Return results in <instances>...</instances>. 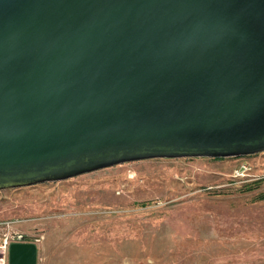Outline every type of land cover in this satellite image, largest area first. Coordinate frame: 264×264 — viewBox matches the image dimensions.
Masks as SVG:
<instances>
[{
  "label": "water",
  "instance_id": "obj_1",
  "mask_svg": "<svg viewBox=\"0 0 264 264\" xmlns=\"http://www.w3.org/2000/svg\"><path fill=\"white\" fill-rule=\"evenodd\" d=\"M260 151L264 0H0V189Z\"/></svg>",
  "mask_w": 264,
  "mask_h": 264
},
{
  "label": "rangeland",
  "instance_id": "obj_2",
  "mask_svg": "<svg viewBox=\"0 0 264 264\" xmlns=\"http://www.w3.org/2000/svg\"><path fill=\"white\" fill-rule=\"evenodd\" d=\"M235 163L158 156L2 188L0 238L36 241L37 264H264V180L229 183Z\"/></svg>",
  "mask_w": 264,
  "mask_h": 264
},
{
  "label": "built area",
  "instance_id": "obj_3",
  "mask_svg": "<svg viewBox=\"0 0 264 264\" xmlns=\"http://www.w3.org/2000/svg\"><path fill=\"white\" fill-rule=\"evenodd\" d=\"M228 157H233L236 161L229 173V183L243 185L248 182L264 180V160L254 161L247 158V155L237 156L238 158H236V156ZM262 158H264V156ZM12 240L15 239L9 237L8 234L0 238V264H9V245Z\"/></svg>",
  "mask_w": 264,
  "mask_h": 264
},
{
  "label": "trees",
  "instance_id": "obj_4",
  "mask_svg": "<svg viewBox=\"0 0 264 264\" xmlns=\"http://www.w3.org/2000/svg\"><path fill=\"white\" fill-rule=\"evenodd\" d=\"M249 183H252V182H248V183H245V184H243V185H246V184H249ZM243 185H241V186H243ZM260 196H261V197H264V193L260 194Z\"/></svg>",
  "mask_w": 264,
  "mask_h": 264
},
{
  "label": "flooded vegetation",
  "instance_id": "obj_5",
  "mask_svg": "<svg viewBox=\"0 0 264 264\" xmlns=\"http://www.w3.org/2000/svg\"><path fill=\"white\" fill-rule=\"evenodd\" d=\"M24 239H26V238H24ZM26 240H29V241H34V240H32V239H26ZM36 242V241H35ZM36 244H37V242H36Z\"/></svg>",
  "mask_w": 264,
  "mask_h": 264
}]
</instances>
